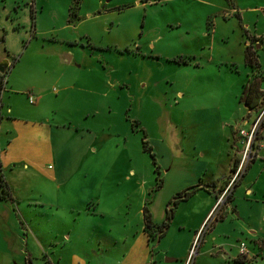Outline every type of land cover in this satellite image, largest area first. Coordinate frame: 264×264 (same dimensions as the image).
Returning a JSON list of instances; mask_svg holds the SVG:
<instances>
[{
    "label": "rangeland",
    "instance_id": "rangeland-1",
    "mask_svg": "<svg viewBox=\"0 0 264 264\" xmlns=\"http://www.w3.org/2000/svg\"><path fill=\"white\" fill-rule=\"evenodd\" d=\"M234 5L262 9L264 0H0V62L11 64L1 94L0 151L13 195L28 208L27 222L12 219L11 234L18 227L25 234L22 224L28 223L31 235L41 230L57 238L71 233L91 247L98 236L113 235L121 239L107 245L115 255L126 244L123 238L133 239L145 224V206L165 219L169 194L197 182L201 160L196 153L213 150L230 136L219 122H234L247 113L241 100L248 94L249 78L264 82V46L257 56L262 73L252 76L254 68L240 59L243 36L240 19L230 16ZM209 26L217 28L216 35L208 36ZM260 27L264 32L263 18ZM212 41L213 63L208 59ZM66 55L72 57L70 66ZM233 57L235 64L228 62ZM65 67L68 74L57 81ZM64 86L73 87L65 92ZM41 95L39 103L30 101ZM72 130L75 137L95 142L91 151L105 158L91 190L79 179L61 185L41 168L54 167L56 173L48 147L69 140ZM144 140L152 151L145 149ZM155 163L162 177L164 166H175L161 191L154 190ZM42 186L49 194L53 190L52 201L67 202L59 204L53 217L46 212L56 206L35 203ZM204 196L195 192L181 201L165 235L151 240L159 264H182L195 246L194 264L201 245L194 227L207 209ZM226 199L217 206L224 207ZM240 206L256 229L253 235L239 234L238 244L264 245V215L245 200ZM257 261L264 264V257ZM40 264H45L43 258Z\"/></svg>",
    "mask_w": 264,
    "mask_h": 264
},
{
    "label": "crops",
    "instance_id": "crops-1",
    "mask_svg": "<svg viewBox=\"0 0 264 264\" xmlns=\"http://www.w3.org/2000/svg\"><path fill=\"white\" fill-rule=\"evenodd\" d=\"M262 9L259 6L241 8L235 5L230 9V11H232L230 16H237L240 19L238 27L239 31H242L243 36V46L241 47L240 59H242V62L248 66H250L248 61L250 56L255 60L251 65V67L254 68V72L251 74L252 76L258 75V71H261L260 67L262 65L257 58L258 50L264 46V32L260 27L261 19H264L261 14ZM207 34H209V37L213 34L216 35L217 28L214 26L211 29L209 26ZM213 37L215 38V36ZM258 38H261L262 42H260ZM155 41L156 40L152 41V47L155 46ZM211 49L212 55L208 59L213 63L215 62V45L213 44V41ZM189 55V57H193L192 54ZM65 57H69L65 64L70 66L69 64L72 62V57L68 55ZM5 62L8 63V66L4 71L0 70V78H4V87L2 91L5 89V78L11 67L8 60L0 62V66ZM228 62L233 64L237 63L234 57L230 58V60L228 59ZM238 62L241 64L240 61ZM198 65L202 66V62H199ZM68 70L69 69H66V67L63 68V73H60L61 77H59L57 81H61L68 74ZM262 72L263 71H261V73ZM254 82L258 84L259 91L258 93L255 92L249 94L251 84ZM263 85L264 82L258 81L257 78H249L246 90L249 94L250 105L246 104V102L244 103L243 99L241 100L247 108V113H243V118L236 121L234 120V122L231 120L219 122V124L221 123V128L223 130H226L227 128L230 129V136L227 137L225 141L224 139L223 141L219 140L218 143L215 144L213 150L200 149V151L196 153V156L199 157L201 163L200 168L198 169L197 182L193 185H201L196 193L205 194L204 200H206L207 209L194 227L196 230L195 239L197 235L201 233V245L194 264H202L204 261H207L209 264H218V262L222 263L224 261L229 264H262L257 263V260L264 257L263 250L261 249L264 245L255 242L253 246L247 247L250 258L242 257L240 255V244H238L240 238L237 237L241 236L239 234H244L245 231H247L248 234L253 235L255 234L253 229H256L249 222L247 215L243 213V210L241 209L240 202L242 200L248 202L252 210H258L260 215H264V124L259 129L260 134L258 135L254 146V155L252 159L248 162L245 168L240 171L232 186L230 188L228 187L239 170L238 168L237 171H233L237 163L241 160L242 150L244 148V138L240 135L238 130L236 131V134L233 130L237 126L239 131L242 128L247 129L251 127L264 105ZM72 87L73 86H64L62 90L66 92ZM2 93L3 92H1V94ZM42 96L43 95L36 97V100L32 103H39L43 98ZM2 107L3 103L1 101L0 125L3 119V111H1ZM49 122L51 121H48L47 123ZM80 125L79 123L76 124V128L79 130ZM50 126L51 128L53 127L52 125ZM31 130H33V128H31ZM69 134H71V138H69V140H63L61 145L55 146L53 143L52 146H50L48 143L49 154L53 157V160L56 161L58 166L56 173L53 172L55 169L54 167H41V163L37 161L35 162L36 167L39 168L38 166H40L41 168L48 170V175L53 177L50 179L57 180L61 185L65 183L70 184L73 183L75 179H79L87 181L91 190V185L101 178L99 167L102 165L103 160L105 161V158L103 155L101 158L97 151H91L95 142H92L89 139H84V135L79 136L77 134V137H75V132L73 130L69 132ZM75 139H81V141L76 142ZM87 140L90 142H87ZM227 144L229 145L228 147ZM9 149H11V146ZM184 154L185 156L187 155L185 152H179V155ZM5 159L6 156L1 154L0 151V169L2 172V161ZM25 165H27V163ZM76 165L77 169L74 170ZM160 167L162 168L161 165ZM164 167L165 168H163L162 171L164 174V185L161 190L164 189V186L172 175V171L175 170V166ZM65 170L73 172L67 173ZM187 185L188 184L178 186L169 194V198H172L175 193L181 191ZM202 185H209V187H203ZM225 187L228 190L226 194L227 199L224 202L225 205L224 207L220 206V204L217 206L222 196L217 198L215 192H218ZM37 192L38 195L36 194L35 196V203L37 206H56L55 209H50L46 212L50 217L55 216V210L58 208L59 204L67 203L62 198L58 201H52L54 198H50V196L52 195L53 190L51 191V194H49L48 189L44 186L37 190ZM11 193V199H0V264H40V258L45 260V264H61V261H64V264H159L158 256L160 254H157V256L152 255L154 246L151 250V239L145 231L144 224L140 227L139 232L133 235V239L126 237L123 238V241L126 244H123V248L118 251L120 254H115L118 255V257L113 255L107 248V245L111 244L112 246H115L119 240L121 241L120 238L113 235L98 236V242L91 247L87 243H79L81 238L71 233L68 235L63 234L61 238H57L53 233L45 235L42 230L39 233L33 231V235H31V231L27 228L29 227L28 223H26L28 226L24 223L22 224L27 230L25 234L19 227L18 230L11 234L10 224L12 219L16 221L15 218H18L22 222L23 220L27 222L25 218V209H28L24 204L23 199H16L12 190ZM30 197L31 196L25 199L31 200ZM168 200L165 203V215L167 214L166 205H168ZM29 204H31V202H29ZM152 216L157 223H161L164 217L157 218L153 213ZM131 240H133V242ZM129 241L131 242L130 245H128ZM189 241H191V239ZM78 245L83 247L81 251L76 248ZM139 245H141V248ZM62 246H64V248ZM170 255L174 256L175 254L171 253ZM189 257L190 255L188 254L186 260L182 264H187ZM210 257L212 258L209 259ZM167 261H177V259L167 258Z\"/></svg>",
    "mask_w": 264,
    "mask_h": 264
},
{
    "label": "trees",
    "instance_id": "trees-1",
    "mask_svg": "<svg viewBox=\"0 0 264 264\" xmlns=\"http://www.w3.org/2000/svg\"><path fill=\"white\" fill-rule=\"evenodd\" d=\"M70 15L71 16L74 15L73 10H71ZM248 61H249V64L252 65L255 60L253 57L250 56ZM3 87H4V78L1 77L0 78V107H1V92H2ZM258 91H259L258 84L255 82L252 83L249 94H253V92L258 93ZM249 94L247 96V101H246V104L248 105H250ZM259 134H260V131L258 132V135ZM144 147L145 149L152 151V148L148 145V142L145 140H144ZM152 155L154 156V154ZM240 162L241 160L237 163L236 167L233 169L234 172L237 171V169L239 168ZM156 167H157L156 170L159 174L157 176V185L155 186L154 190L160 191L164 185V178L162 177L159 166L157 164H156ZM200 186H201L200 184L192 185L184 190L177 192L168 202L167 214H166L165 219L161 223H157L154 221L151 211L149 210L148 206H145L144 208L145 231L146 233H148L151 240L153 239L160 240V238L165 235V233L167 232L174 218L175 208L178 206V204L181 201L189 199L195 192H197ZM202 186L209 187V185H202ZM210 189L213 190L212 188ZM225 190H227L226 187L223 189H220L218 192H215L217 194V198H220V196L224 194ZM11 198H12V193H11L10 186L8 182L6 181L2 170L0 169V199H11Z\"/></svg>",
    "mask_w": 264,
    "mask_h": 264
},
{
    "label": "built area",
    "instance_id": "built-area-1",
    "mask_svg": "<svg viewBox=\"0 0 264 264\" xmlns=\"http://www.w3.org/2000/svg\"><path fill=\"white\" fill-rule=\"evenodd\" d=\"M261 14L264 17V8L261 10ZM30 101L34 102L35 98L33 96H30ZM263 124H264V105H263L262 109L260 110L257 118L255 119V121L251 125V127L247 128V129L242 128L239 131L240 135L244 138L243 139L244 150H243V156H242V163H241V165L239 167V170L237 171V173L235 174L234 178L232 179V181H231V183H230L228 188H230L232 186V184L235 182V180L237 179V177H238V175H239V173L241 171V166H243V164L247 160L250 161L252 159V157L254 155V146H255L256 141H257L258 132H259L260 127ZM227 191L228 190H226L224 192V194L222 195L220 200L225 196ZM218 203H220V202H218ZM194 247H192V249H191L189 261H188L187 264H191V262H192L191 256H192V254H194ZM240 255L242 257L250 258L249 252H248V249H247V245L245 244V242H242L240 244Z\"/></svg>",
    "mask_w": 264,
    "mask_h": 264
},
{
    "label": "water",
    "instance_id": "water-1",
    "mask_svg": "<svg viewBox=\"0 0 264 264\" xmlns=\"http://www.w3.org/2000/svg\"><path fill=\"white\" fill-rule=\"evenodd\" d=\"M2 64H3V65L0 66V70H1V71H4V70L6 69V67L8 66V63L5 62V63H2ZM244 96H245V97L243 98V102L245 103V102L247 101V95L245 94ZM170 260H173V259H170Z\"/></svg>",
    "mask_w": 264,
    "mask_h": 264
}]
</instances>
